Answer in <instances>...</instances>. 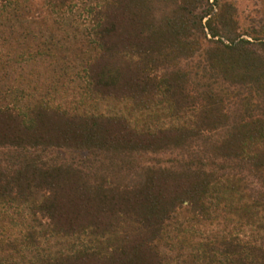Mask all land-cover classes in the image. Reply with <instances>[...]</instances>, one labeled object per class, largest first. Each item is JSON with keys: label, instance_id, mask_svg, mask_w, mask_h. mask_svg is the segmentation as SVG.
Here are the masks:
<instances>
[{"label": "trees", "instance_id": "trees-1", "mask_svg": "<svg viewBox=\"0 0 264 264\" xmlns=\"http://www.w3.org/2000/svg\"><path fill=\"white\" fill-rule=\"evenodd\" d=\"M21 1L0 0L2 16L9 12L23 30L0 24V55L9 63L18 55L16 64L32 67L31 76L40 65L49 68L52 78L44 79L53 88L26 107L24 90L0 105V147L21 159L0 169V200L34 198L55 235L94 237L30 264H167L159 242L187 205L264 229V37L242 29L233 0H98L86 8L89 25L72 27L85 32L83 57L70 33L48 36ZM83 1L52 0L50 7L75 25ZM70 92L73 101H65ZM49 149L108 157L113 172L141 152L182 153L173 166L148 168L133 186H118L31 156ZM124 223L133 232L121 235ZM27 228L18 252L40 241L36 227ZM224 244V257L205 253L204 264H264L263 245L234 236Z\"/></svg>", "mask_w": 264, "mask_h": 264}, {"label": "rangeland", "instance_id": "rangeland-1", "mask_svg": "<svg viewBox=\"0 0 264 264\" xmlns=\"http://www.w3.org/2000/svg\"><path fill=\"white\" fill-rule=\"evenodd\" d=\"M239 12V20L242 29L250 31L252 35L264 37V0H233ZM52 0H25L21 1V9L30 11L31 17L29 20L36 22L35 24H45L43 28L45 33L49 36L55 33L60 38L63 35L70 33L72 35L71 43L74 45L75 52L83 54L85 51L80 39H85V32L75 31L78 25L82 29L89 25V18L86 14V8L90 5H96L98 0H85L80 3L74 16L75 25L68 24L64 18L51 9ZM0 2V6H1ZM8 12L4 17L0 12V24L10 26L16 24V34H20L21 26L17 18L11 19ZM69 16H71L69 14ZM67 16V18L69 17ZM73 17V16H72ZM69 20V19H67ZM34 26V25H33ZM36 27V26H35ZM78 35L77 37H75ZM79 37V38H78ZM247 39H253L249 35H245ZM73 39V40H72ZM83 49V50H82ZM85 54L81 55L83 57ZM18 55H9L12 60L9 63L7 55H0V105L8 102H14L16 97H22V90L27 94L23 98V104L26 107L29 103L36 102L35 97H40L52 90L51 83L52 72L45 66L38 67L34 70V75L31 76L30 71L32 67L26 69L19 68L16 64ZM76 57V55H71ZM11 64V65H10ZM49 69V70H48ZM38 70V71H37ZM42 71L41 78L39 72ZM49 73H51L49 75ZM48 75L49 81L44 78ZM40 77V78H39ZM57 79V78H56ZM61 82L69 84L68 77H65ZM60 82V84H61ZM76 86V85H74ZM77 87V86H76ZM6 89L12 91L7 97ZM21 93V94H20ZM37 95V96H36ZM65 95V94H64ZM65 101H73L74 94L70 92L65 95ZM63 97V94L62 96ZM41 98V97H40ZM47 99V98H46ZM20 103V102H19ZM21 104V103H20ZM104 107H107L104 105ZM125 105L122 106V108ZM32 157L38 158L37 161L43 164H72L76 167L84 169L90 175L92 183H110L118 186H133L137 180L141 179V175L148 168L154 167H171L180 159L179 155L182 150L166 153H138L133 156L132 161L123 165V169L118 172H113V160L105 156H95L89 154L87 151L74 149H49L47 151H32ZM19 152L12 150V148L0 147V169L9 170L16 165H19L21 159ZM120 162V160H118ZM118 161L117 166H118ZM115 162V163H116ZM113 165V166H112ZM38 201L42 200V196H37ZM34 198L30 202H25L18 199L14 202H4L0 200V240L6 237L10 246L4 245L1 247L0 241V264H14L18 262L31 263L37 260L40 254L55 255L60 253H72L73 245H81L83 242L90 243L94 237L90 235H83L82 238L69 236L70 238H60L53 233V228L48 219L44 218L40 212L34 208ZM216 213L213 214H199L195 213V207L185 206L180 208L177 213L169 220L167 227L159 242V247L166 258L167 264H204L207 259L203 256L206 253L210 255H218L224 257L226 245L224 242L232 238H239L242 243H257L264 246V229H259L256 225H246L240 228L239 216L231 213H220L218 217ZM32 227L38 235L41 236L38 246L31 244L30 249L22 252V249L15 248V245L21 247L22 232L27 231ZM120 234L133 232L130 224L124 223L120 227ZM97 239L99 237H96ZM20 241V242H18ZM19 243V245H18ZM108 246V244H106ZM109 247V246H108ZM206 256V257H207ZM8 260V261H7Z\"/></svg>", "mask_w": 264, "mask_h": 264}]
</instances>
